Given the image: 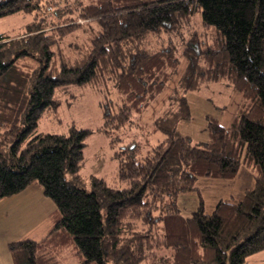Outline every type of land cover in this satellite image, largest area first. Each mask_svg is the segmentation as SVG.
Returning a JSON list of instances; mask_svg holds the SVG:
<instances>
[{"label": "trees", "instance_id": "1", "mask_svg": "<svg viewBox=\"0 0 264 264\" xmlns=\"http://www.w3.org/2000/svg\"><path fill=\"white\" fill-rule=\"evenodd\" d=\"M15 14L29 19L0 31V200L38 184L57 215L42 238L9 243L14 263L249 264L264 249V0H0V19ZM162 33L182 46L154 43ZM180 49L186 66L151 123L164 138L143 155L119 144L115 185L80 173L91 129L39 130L44 113L76 100L71 87L91 86L105 94L101 130L119 140L164 91ZM210 82L241 101L229 126L208 115V139L194 141L178 123L192 117L186 94ZM242 166L254 185L241 198L182 214L180 193Z\"/></svg>", "mask_w": 264, "mask_h": 264}, {"label": "rangeland", "instance_id": "2", "mask_svg": "<svg viewBox=\"0 0 264 264\" xmlns=\"http://www.w3.org/2000/svg\"><path fill=\"white\" fill-rule=\"evenodd\" d=\"M63 1L64 2L61 0H55V3H62V7L65 5L67 8H75L76 0ZM74 15H77L76 21L79 26H81V29L84 30L85 34L88 33L89 25L87 20L79 18V12ZM27 19H29V17L23 14H15L1 18L0 31L10 29L12 26L16 27L17 25L24 23ZM168 34L162 33L154 36L153 42H157V44L167 43L171 40V37H173V39L176 40V43L179 46H182L183 42L181 36L178 37ZM184 35L187 37L188 33L185 31ZM181 52L182 49H180L177 54L179 55L181 63L167 83L164 91L147 108H145L141 114H134L133 122L130 126H127V128L120 132L114 133L115 137L117 135L121 136L119 140L112 142L113 138L101 130L105 120L102 108L105 94L102 93L100 89L91 86H76L77 88L71 87L70 90L77 94L76 100L71 97L68 100L63 99V104L60 105L56 111L50 110L49 112L44 113L40 119L39 130L41 132L68 133L73 126L76 128L91 129L93 132L89 134L85 140L86 146L84 148V159L80 173L86 178L87 182L90 180V177L94 175L97 177H105L110 184L115 185L118 179H116V173H118V160L115 157V151L119 148V144L133 140L141 146L139 154L143 155V150L157 144L164 138V135L161 132H153V126L151 123L163 111V109L167 107L168 95L178 83L186 66V58L181 55ZM111 86L112 84H109L108 88H111ZM210 86L186 94L192 117L191 119L180 120L178 123V129L182 133L190 135L194 141H205L208 139V115L218 118L220 122L229 126L233 115L236 113L241 98L240 92L234 87L225 85L224 83L221 85V87L224 88L219 91L223 94V97L215 90L208 91ZM63 94L68 96L69 92H63L61 90L57 96ZM65 96H63V98H65ZM144 147L145 149L142 150ZM203 178L207 177H201L198 179L196 184L199 188L197 187V190L183 192L178 196L177 202L179 207H181L180 209H182V214L184 216H186L185 214L191 216L192 213L190 214V212L194 211L199 206L200 201L204 202L206 211L211 212L218 202L215 201L218 198H223L222 196L224 195V192L231 193L226 189L219 191V189H213L214 187L206 186L202 180ZM253 180L254 177L251 170L242 166L240 174L235 178V182L232 184L233 187H235L233 192L236 193L239 190L238 186L240 185V182L245 185ZM210 190L216 192L215 195H213L216 196V199H211L209 193ZM237 195L238 193H236L235 196ZM233 199L238 200L239 198ZM26 202L25 208H28L27 214L17 218L14 217L13 221H11L12 228L7 227V231L14 230L18 232L21 225L26 223V221H29L31 216H33L34 220L39 219L40 214L36 213L41 207L38 203L32 199H29V201ZM28 224L29 223L27 222L26 225ZM39 233L40 232L37 229L36 235ZM27 234H35V232H33L31 228H28ZM2 239L3 235L0 239V258L4 260L7 257V254L5 245L1 243ZM247 262L249 264H264V249L250 254L247 257Z\"/></svg>", "mask_w": 264, "mask_h": 264}, {"label": "crops", "instance_id": "3", "mask_svg": "<svg viewBox=\"0 0 264 264\" xmlns=\"http://www.w3.org/2000/svg\"><path fill=\"white\" fill-rule=\"evenodd\" d=\"M221 85L222 84L219 82H210L204 88L210 86V89L208 91L215 90L216 92L220 93L219 91L222 88H224V87H221ZM220 95L223 97L222 93H220ZM240 101H241V98H240ZM240 101H239V103H240ZM237 109H238V107H237ZM237 109H236V112H237ZM239 174H240V172H239ZM235 178L224 180L221 178L216 179L214 177L213 178L207 177V178H203L202 180H203L204 184L208 187H214L213 189H219V191L222 189H226V190L231 192L230 194L224 192V195H226V196H224V195L222 196V194H221V196L223 198H218L215 201V202H217L221 199L234 200L233 198H241L242 195L244 194L245 190L248 188H251L254 185V180L250 181L249 183H247L245 185H243L240 182V185L238 186L239 190L236 192V193H238V195L235 196L236 193L233 192V190H235V187H233V185H232L233 182H235ZM226 180H228V181H226ZM236 182H237V180H236ZM232 192H233V194H232ZM209 193H210L211 199L212 198H213V200L216 199V196H213L216 193L215 191L210 190ZM29 199H32L33 201L37 202L38 205L41 207V209L36 213V214H40L39 219L34 220L33 216H31V219L29 221H26V223L28 222L29 224L28 225H26V223L22 224L21 228L18 229V232L14 231V230L7 231L8 230L7 227L12 226L11 221H13L14 217L17 218L19 216L27 214L28 208H25V207H26V203H27L26 201H29ZM0 206H1L0 209L2 211V212L0 211L1 212L0 213V216H1V218H0V239H1V236L3 235V239H2L1 243H3L5 245L6 254H7V257L4 260L0 258V264H15L13 261V258L11 256L10 250H9V243L14 241V240H18V239H22V238H26V237L37 238V239L42 238L50 230V228L52 227V225L56 219V215H57L56 214L57 213L56 205L49 197H47L44 194L43 188L40 185L31 184L21 192L15 194V195L1 199L0 200ZM181 211H182V209H181ZM192 212H190V214ZM182 213H183V211H182ZM185 215L187 216L189 214H185ZM3 228H4V230H3ZM28 228H31L32 231L35 232V234H27ZM21 229H23V230L20 231ZM37 229L39 230L40 233L36 235ZM7 233H9V234H7Z\"/></svg>", "mask_w": 264, "mask_h": 264}]
</instances>
